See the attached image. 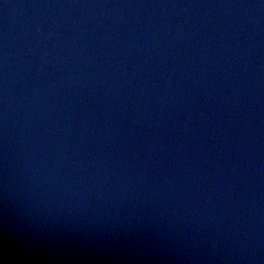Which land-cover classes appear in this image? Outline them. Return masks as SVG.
<instances>
[{"label":"water","instance_id":"1","mask_svg":"<svg viewBox=\"0 0 264 264\" xmlns=\"http://www.w3.org/2000/svg\"><path fill=\"white\" fill-rule=\"evenodd\" d=\"M0 264H264V0H0Z\"/></svg>","mask_w":264,"mask_h":264}]
</instances>
